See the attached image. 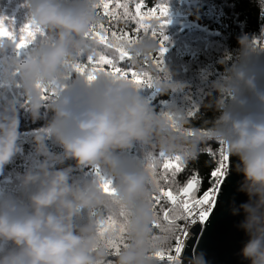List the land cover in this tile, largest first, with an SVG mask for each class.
<instances>
[{
	"label": "trees",
	"instance_id": "1",
	"mask_svg": "<svg viewBox=\"0 0 264 264\" xmlns=\"http://www.w3.org/2000/svg\"><path fill=\"white\" fill-rule=\"evenodd\" d=\"M114 6V0H104ZM129 4V12L135 11L137 0H121ZM101 0H0V19L14 39L0 38V118L16 116L18 120V151L10 161L0 168V201L10 198L18 204L30 205L29 196L37 190V185L23 184L24 174L29 170L39 171V166L46 163L50 168L71 166L70 183L76 182L82 188L93 181L111 180L114 192L106 194L99 202L89 208L79 209L80 215L75 219L78 229H88L84 235L91 237L89 255L92 264H160L156 253L168 238L153 229L156 219L153 207V193L156 190L150 165L160 168L165 155L181 153L184 156L185 169L175 178V187L183 186L194 173H198L202 184L197 196L203 195L214 183L210 172L215 167L210 158V151L215 152L224 138H212V129L222 109L230 106L233 94L214 87L216 82H228L232 79L229 69L240 65L246 70L255 40L264 36V0H146L149 8L163 4L167 8L162 35L156 40L151 34L141 33V41L131 45L133 63L137 66L144 56H151L163 41L167 51L164 53L162 69L151 71V83L133 85L127 80L98 79L104 82H128L149 106L158 119L167 121L160 135H153L149 141H134L132 145L119 154L132 162V170L141 177V183L134 191H127L120 183L119 177L109 173L101 165H76L71 159L52 160L37 150L35 137L43 135L49 154L63 152L56 138L47 133V127L55 119L51 105L65 91L77 84L87 82L77 72L74 63L87 64V52L97 44V53L108 54L102 45L86 34L99 25L107 26L108 20L103 16V9L97 8ZM121 12L122 9H117ZM71 18L83 21V31L70 32L59 27L57 23H45V19L59 21ZM31 21L43 32L36 33L27 45L17 48L16 44L25 24ZM155 23V22H153ZM117 27L132 32L135 23L125 27L120 21ZM159 27V25H157ZM246 37L251 45L250 55L242 53L240 38ZM155 42L154 51H144V44ZM62 46L66 49L57 71L49 75L44 84L48 99H41V106L33 113L30 91L17 61L35 60L47 50ZM139 56V58H136ZM110 58H112L110 56ZM128 61L118 66L126 67ZM142 70V69H139ZM165 84H179V87H165ZM41 98V95H40ZM222 101V103H220ZM233 106H231L233 110ZM171 117V120H169ZM175 123L178 128L191 130L193 135L185 132L177 134L171 128ZM218 159V157L216 158ZM99 173V174H98ZM103 189V188H102ZM121 212L117 223L109 225L107 214ZM98 223H104V233L98 236ZM125 237L126 245L116 252L110 242H118ZM10 241L0 240V255L13 248Z\"/></svg>",
	"mask_w": 264,
	"mask_h": 264
},
{
	"label": "clouds",
	"instance_id": "2",
	"mask_svg": "<svg viewBox=\"0 0 264 264\" xmlns=\"http://www.w3.org/2000/svg\"><path fill=\"white\" fill-rule=\"evenodd\" d=\"M44 22L57 23L70 32L83 31L86 27L83 21L71 18ZM259 41L255 40L249 60ZM240 44L243 55L249 56L248 39L240 38ZM156 47L155 42L143 46L144 51H154ZM65 51L58 46L47 50L39 59L16 62L30 91L33 113L41 106L36 81L45 82L57 71ZM247 70L250 72L249 67ZM229 72L230 81L214 84L219 91L232 93L233 100L216 118L212 138L229 141L230 154L237 158L236 171L242 177L239 191L249 201L255 197L254 204H240L247 215L239 228L247 239L239 255L247 264H264V89L258 88L256 74L248 73L240 65H233ZM246 93L255 98L256 110L250 108ZM232 105L239 111L234 112ZM51 108L55 119L48 125L47 133L56 138L63 152L49 154L45 137L38 135L35 140L39 152L52 160L71 158L78 166L101 165L118 176L127 191L138 187L140 175L119 152L134 141H149L153 135H160L167 121L158 119L128 82L79 83L60 95ZM17 138L16 116L0 118V168L18 151ZM223 145L226 149V141ZM71 171V166L50 168L42 163L39 171L29 170L23 177L25 186L37 185V190L29 196L30 205L18 204L10 198L0 201V240L10 241L14 246L0 255V264H92L91 237L84 235L88 229H78L74 218L80 215L79 209L97 204L105 194L99 181L84 188L76 182L70 183ZM233 213L237 215L238 209L234 208Z\"/></svg>",
	"mask_w": 264,
	"mask_h": 264
},
{
	"label": "snow or ice",
	"instance_id": "3",
	"mask_svg": "<svg viewBox=\"0 0 264 264\" xmlns=\"http://www.w3.org/2000/svg\"><path fill=\"white\" fill-rule=\"evenodd\" d=\"M135 11L129 12V4L121 3V0H114V6H110L109 2L101 0L97 8V15H100L99 9H103V16L107 18L108 24L99 25L100 31L93 28L86 34L87 39H92L102 45L108 54L97 53L96 47L90 48L87 52V64L74 63L72 67L81 73L89 84L96 82L98 79L107 78L111 80H127L133 85H141L142 83H151L153 73L152 68L162 69V57L167 49L164 47L163 41L167 37H163L159 41V47L151 56H144L137 66L133 63V54L131 45L137 41H141L140 34H151V37L156 40L158 33L162 35L163 24L167 21L164 17L167 15V8L163 4L157 7L149 8L146 6V0H137L134 5ZM117 9H122L118 12ZM124 21L125 27L128 23H135V28L132 32L126 31L125 28L117 27L120 21ZM155 22V23H153ZM159 25V27H157ZM22 34L16 44L17 48L24 47L32 39L36 33L43 32L39 26L29 21L21 30ZM8 37L14 39V34L9 31L4 24L3 19H0V38ZM110 56L112 58H110ZM136 58H139L137 56ZM128 61L126 67L118 66L121 62ZM142 69V70H139ZM36 87L40 90L41 99H48L46 95L47 89L44 84L37 82ZM171 120V117H169ZM171 128L179 134L185 132L191 137V130L185 131L177 127L175 123H171ZM210 158L213 160L215 167L210 172V177L214 180L211 188L203 192V195L197 196L202 180L198 173H194L183 186L175 187V178L185 169V159L181 153L174 155H165L160 168L156 169L154 165H150V172L156 186L153 193V207L155 213V221L152 225L153 229L157 230L168 238V243L162 245L156 253V259L160 264H182L181 253L184 249V242L188 234V226L205 222L211 214L212 208L215 205V193L218 191V186L223 182V178L228 173L230 155L227 153L223 142L220 141V147L215 152L209 150ZM218 157V159H216ZM99 174V173H98ZM101 187L106 194H112L114 188L111 180H104L101 177ZM117 215L123 217L126 215L121 212L119 214L109 212L106 216V221L109 225L117 223ZM98 236L104 233V223H98ZM114 251L118 252L121 246L126 245L124 236H121L118 242H110Z\"/></svg>",
	"mask_w": 264,
	"mask_h": 264
},
{
	"label": "water",
	"instance_id": "4",
	"mask_svg": "<svg viewBox=\"0 0 264 264\" xmlns=\"http://www.w3.org/2000/svg\"><path fill=\"white\" fill-rule=\"evenodd\" d=\"M251 73L257 76V86L264 89V48L255 57ZM249 96L250 108L256 110V101L251 93ZM234 112L239 111L235 108ZM226 151L230 155L228 173L220 184L219 191L215 197V205L208 219L193 225L190 228L192 235L186 242L181 257L182 264H247L239 255V249L247 236L239 228V224L247 215L240 208L243 202L255 203V197L251 201L247 195L239 191L241 175L236 171L237 158L231 156L229 141L226 142ZM238 209V214L233 209Z\"/></svg>",
	"mask_w": 264,
	"mask_h": 264
},
{
	"label": "rangeland",
	"instance_id": "5",
	"mask_svg": "<svg viewBox=\"0 0 264 264\" xmlns=\"http://www.w3.org/2000/svg\"><path fill=\"white\" fill-rule=\"evenodd\" d=\"M261 41L257 42V45L259 44V46L257 47L256 50L260 51L262 49V47L264 46L263 42H264V36L263 38H259ZM257 56V53L253 56V58L251 60L248 61L247 67H249V69L252 67V65L254 64L255 61V57ZM246 67V71L249 73V71L247 70ZM234 109V107H233ZM234 111V110H233ZM227 142V139L225 140Z\"/></svg>",
	"mask_w": 264,
	"mask_h": 264
},
{
	"label": "built area",
	"instance_id": "6",
	"mask_svg": "<svg viewBox=\"0 0 264 264\" xmlns=\"http://www.w3.org/2000/svg\"><path fill=\"white\" fill-rule=\"evenodd\" d=\"M258 46H259V44L257 45V47H258ZM256 49H257V48H256ZM256 49H255L254 55H255V54L257 53V51H258V50H256ZM254 55H253V56H254ZM214 183H215V182H214ZM212 186H213V185H212ZM212 186H211V187H212ZM211 187H210V188H211ZM219 187H220V185L218 186V191H219ZM218 191L215 193V197H216ZM198 223H199V222H198ZM202 224H203V223H199V225H202ZM193 225H195V224H192V225H189V226H188V231H189V233H190V236L192 235V233H191V231H190V228H191ZM190 236H189V237H190ZM189 237H188V239H189ZM188 239H187V240H188ZM187 240H186V242H187ZM186 242H185V243H186ZM184 247H185V244H184ZM183 250H184V249H183ZM182 254H183V251H182V253H181V257H182Z\"/></svg>",
	"mask_w": 264,
	"mask_h": 264
},
{
	"label": "bare ground",
	"instance_id": "7",
	"mask_svg": "<svg viewBox=\"0 0 264 264\" xmlns=\"http://www.w3.org/2000/svg\"><path fill=\"white\" fill-rule=\"evenodd\" d=\"M253 66H254V65H252V67L250 68V70L253 68ZM189 236H190V233H189V231H188L187 238L185 239V242H186V240L188 239ZM185 242H184V244L186 245Z\"/></svg>",
	"mask_w": 264,
	"mask_h": 264
}]
</instances>
